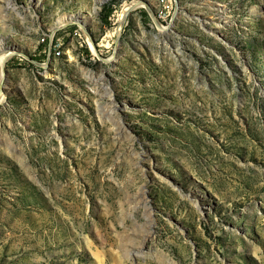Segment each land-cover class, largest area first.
Masks as SVG:
<instances>
[{
  "label": "rangeland",
  "instance_id": "374dc122",
  "mask_svg": "<svg viewBox=\"0 0 264 264\" xmlns=\"http://www.w3.org/2000/svg\"><path fill=\"white\" fill-rule=\"evenodd\" d=\"M132 1L0 0V264H264V0Z\"/></svg>",
  "mask_w": 264,
  "mask_h": 264
},
{
  "label": "bare ground",
  "instance_id": "6f19581e",
  "mask_svg": "<svg viewBox=\"0 0 264 264\" xmlns=\"http://www.w3.org/2000/svg\"><path fill=\"white\" fill-rule=\"evenodd\" d=\"M160 3H161V0H160ZM142 4H145V3H142L140 1H137V0H134L132 2H129V3H124L121 7V10L120 12L117 14V21H118V27L121 25V23H123L126 15L128 14V12L133 9L134 7L138 6V5H142ZM146 5V4H145ZM144 5V6H145ZM149 7V6H147ZM95 9V6L93 7ZM97 8V7H96ZM90 14V13H89ZM60 22V21H59ZM155 22V21H154ZM157 26L159 28H163L162 26H160L159 23H157ZM117 27V26H116ZM117 27V28H118ZM118 31V29H117ZM112 33V32H111ZM92 46V45H91ZM107 46V45H106ZM93 48V47H92ZM1 49V48H0ZM13 52L12 51H4V50H0V78H2V75H3V68H4V63H5V60L12 54ZM1 80V79H0ZM2 99V96L0 94V100Z\"/></svg>",
  "mask_w": 264,
  "mask_h": 264
},
{
  "label": "built area",
  "instance_id": "2783aa9c",
  "mask_svg": "<svg viewBox=\"0 0 264 264\" xmlns=\"http://www.w3.org/2000/svg\"><path fill=\"white\" fill-rule=\"evenodd\" d=\"M174 9L173 0H161V6H157V13H154V17L158 21L165 20ZM59 53V51H56Z\"/></svg>",
  "mask_w": 264,
  "mask_h": 264
},
{
  "label": "water",
  "instance_id": "95a60500",
  "mask_svg": "<svg viewBox=\"0 0 264 264\" xmlns=\"http://www.w3.org/2000/svg\"><path fill=\"white\" fill-rule=\"evenodd\" d=\"M174 4H175V12L173 11V15L171 16V18H170V23H169V26H170V24H171V22L173 21V19H174V17H175V14H176V10H177V1L176 0H174ZM151 13V16L153 17V19H154V21H155V23L157 22L158 23V21L156 20V18L154 17V15H153V13H152V11L150 12Z\"/></svg>",
  "mask_w": 264,
  "mask_h": 264
}]
</instances>
